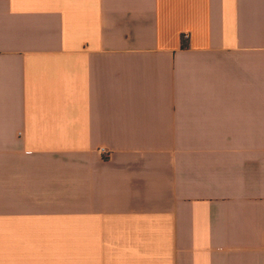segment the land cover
I'll return each mask as SVG.
<instances>
[{"label":"crops","instance_id":"crops-1","mask_svg":"<svg viewBox=\"0 0 264 264\" xmlns=\"http://www.w3.org/2000/svg\"><path fill=\"white\" fill-rule=\"evenodd\" d=\"M0 264H264V0H0Z\"/></svg>","mask_w":264,"mask_h":264},{"label":"built area","instance_id":"built-area-1","mask_svg":"<svg viewBox=\"0 0 264 264\" xmlns=\"http://www.w3.org/2000/svg\"><path fill=\"white\" fill-rule=\"evenodd\" d=\"M188 38H189V35H188V34H185V35H183V37H182V39H183L184 41H186ZM99 151H100V153H101L102 155H104V156L109 154V150L106 149L105 147H101V148L99 149Z\"/></svg>","mask_w":264,"mask_h":264}]
</instances>
